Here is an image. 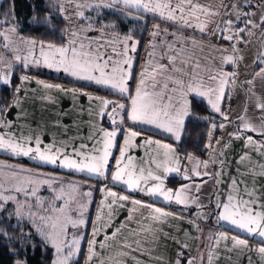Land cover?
I'll return each mask as SVG.
<instances>
[{"label": "snow or ice", "instance_id": "6c2138e0", "mask_svg": "<svg viewBox=\"0 0 264 264\" xmlns=\"http://www.w3.org/2000/svg\"><path fill=\"white\" fill-rule=\"evenodd\" d=\"M69 8L72 9L70 13ZM253 8L261 9L259 23L252 19V17L257 16L255 10L243 11L236 6L235 0H232L231 3H226L225 0H64L58 5L59 12L67 21V26L61 30L64 42L56 45L51 42L21 40V43L28 45V55L23 58V63L25 66L33 63L39 66L42 62L48 68H54L57 71L62 70L73 77L93 81L125 95L129 92L128 81L135 78L133 74L135 57L131 53L137 51L140 41L135 40L131 33L121 37L118 32H115L117 27L115 23L102 24L96 30L99 32L98 38L89 35L94 30L93 20L92 17L85 15V9L94 10L97 13L103 9H110L122 16L129 15L132 9H136L140 13L151 14L152 17L158 18L159 21L169 27L162 28L160 23L152 25L150 32L152 39L148 44L145 63L141 66L135 95L129 97L130 110L125 111L126 105L123 103L104 99L101 100L102 107L99 114L101 116L110 115L112 124H117L116 117L121 111H125L128 120L155 125L171 134L178 142L181 139L185 118L190 115L189 96L206 97L213 111L222 115L225 120L228 119V116L221 111L220 103L225 95V87L229 82L235 83L238 72L225 71L223 66H238L244 59L239 45L251 42V39L246 41L244 36L247 35L251 38L256 35L253 29L264 26V4L257 3L253 5ZM229 9H233V11L230 12ZM11 14L10 10L5 15ZM229 17H234V19ZM242 17H248V19L243 20V27H238ZM142 18V15L133 17V19L138 20ZM170 28H174L175 31H170ZM108 29L113 31L109 33ZM188 29L192 30L190 34H186ZM197 32L200 34L199 38L196 36ZM15 33L16 28L12 26L5 32H0V36L8 40L10 34ZM259 35L264 37V30H261ZM168 37L172 39H168ZM215 37L227 41L228 47H218L212 40ZM260 44L264 48V40H261ZM5 47L8 45L5 44ZM37 47L39 48L40 59L33 56V50ZM16 60H21V57L17 56ZM202 61L205 62L203 65ZM208 62L217 65L216 71L212 70ZM256 62L264 63V51L258 50ZM202 67L204 74L199 71ZM255 76L264 79V67H261ZM0 79H3L5 84L10 82L7 76L0 77ZM27 79L26 76L21 77L22 81ZM38 83L43 82L38 81ZM246 83L254 87L253 80H247ZM43 87L59 89L58 85L51 84H43ZM59 90L68 91L67 89ZM16 91L19 92L20 89L17 88ZM110 104L113 105L112 111L107 113L106 109ZM256 106L261 113H264V102L257 103ZM3 111L4 109L0 108V112ZM259 119L262 129H264V114ZM123 122L122 117L119 123L123 124ZM8 126L7 121L0 122V128ZM216 127L217 125L213 123L212 129L215 130ZM219 127L224 128L225 125L220 124ZM243 127L248 131H257L252 124L247 122L244 123ZM99 133L102 135L88 137L93 142L91 146L83 142L76 144L75 141L46 144L41 136L34 134L21 136L3 134L0 135V150L74 172H86L89 175L105 177L109 158L112 155L111 149L114 146L118 131L115 128L111 131L101 128ZM259 134L264 135V130H261ZM138 135L139 133L135 131L128 133L129 138L125 139L124 145L120 148V157L116 160V171L111 173V180L123 183L132 191L139 190L152 196H163L166 201L174 199L175 203L185 207L191 203L198 204V201L189 195L192 186L183 185L175 192L164 187L163 175L180 171L178 167L180 161L176 156V149L172 145L161 144L160 141L150 139L146 140L145 144L154 145L156 150H162V152L157 151L156 155L147 161L149 165L147 168L137 167L133 158L127 156V149L135 146L133 139L130 138H135ZM208 135L211 138L212 132L210 131ZM247 143L249 145L258 144L251 136L247 137ZM259 147H264V145ZM261 154L264 155V153ZM188 158L193 160L195 164V167L190 170L191 175L201 176L202 173L199 171L201 166L204 169L208 168L207 161L194 160L191 156ZM245 158L247 157L242 159ZM150 165H155V169ZM261 168H264V165ZM25 171L27 170L20 169V172ZM251 174L257 175L254 172ZM203 175L210 174L204 171ZM258 175L264 176V171ZM183 178L187 180L191 176L186 172ZM2 179L0 189L4 188V183L11 180L15 182L12 190L16 193H23L25 196H36V185L40 183L49 184L48 180L21 178L19 173L15 171ZM150 182L152 183L149 186ZM232 184L234 194L228 195L227 202L217 200L215 204V209L219 210L213 212L216 221L227 222L244 233L264 238V201L260 199L257 189L245 185L241 190L236 180H233ZM49 186L51 185L49 184ZM103 191L106 193V197L112 198L107 204L109 209L118 201H130L136 206L133 211L138 210L139 207L149 208L154 213L151 217L153 220L159 221L172 215L161 208H153L151 205L143 204L140 200H131L127 195H119L109 190L107 186ZM64 192L65 189L61 187L55 199H64ZM76 192H78V186L70 185L69 201L60 207L43 208V211L50 214L38 216L41 223L36 226V231L45 237L56 252V259L53 264H69L72 257L80 251L81 237L74 235L71 242H67L68 227L76 228L86 223L83 218L84 212L87 210L86 202L79 203L78 218H73L70 215L69 205L77 203ZM82 195L90 197L91 191ZM9 202L16 204L14 213H8L9 216L14 214L17 218H21L25 215L23 211L26 206L25 203H21L16 196H6L0 192V212H7L5 205ZM40 203L43 204V202ZM27 206L29 209L33 207L31 204ZM28 215L36 217L37 214L29 211ZM204 218L208 219L209 217L205 216ZM97 219L99 220V217ZM108 226L111 227L110 224ZM197 228H199L198 225ZM148 230L150 231V229ZM99 231L100 228L94 227L93 239L88 242L87 260L89 264H91L93 257L98 255L95 249L97 244L95 237ZM119 232L120 229L118 228L111 236L105 235L104 240L115 239ZM0 234L7 235L3 232ZM219 240L231 241L232 247L229 248V251L252 249L247 239H240L237 236L220 233L217 245ZM139 243V241L129 243L125 240L119 246L122 249L136 250L133 249V244L138 246ZM261 243L264 244V239L261 240ZM105 246L104 243L100 244L101 248ZM65 249H67V254L61 256ZM256 251L261 257H264V247H259ZM129 255L130 252L120 251L117 257L111 258L109 262L100 260L99 264H126L123 258ZM182 255V253L178 254L176 264H181L180 257ZM208 262L209 264L212 262L211 254L208 257ZM17 264H24V262L17 261ZM137 264L140 262L137 261ZM186 264H194V258L188 259Z\"/></svg>", "mask_w": 264, "mask_h": 264}, {"label": "crops", "instance_id": "0c3cea01", "mask_svg": "<svg viewBox=\"0 0 264 264\" xmlns=\"http://www.w3.org/2000/svg\"><path fill=\"white\" fill-rule=\"evenodd\" d=\"M225 2L231 3L232 0H225ZM235 3L238 8L246 12L252 3L254 5L257 3L264 4V0H247V2L246 0H235ZM253 10L257 12V16L252 17V19L259 23L261 9L255 8ZM68 11L71 12L72 9L69 8ZM229 11L231 12L233 9H229ZM130 12L147 17L150 21V26H148L149 31L147 37H145L144 46L140 42L137 51L131 53L135 57L133 62L135 78L128 81L129 92L125 95H121L110 87L98 85L93 81L73 77L62 70L57 71L54 68H48L42 62L39 66L34 63L25 66L23 58L28 55V45L21 43V40L35 39L24 37L19 32V27H15L16 33L10 34L8 40L0 36V77L7 76L10 80L8 84H5L3 79H0V87H11L12 84H15V88L10 90L11 95L8 105H4V100L0 101V108L4 109L3 112H0V122L7 121L9 124L8 127L0 128V135L21 136L34 134L41 136L46 144L53 142L71 143L75 141L76 144L83 142L91 146L93 142L88 139L89 136L102 135L99 133L101 128L107 131L115 128L118 134L111 149L112 155L109 158L105 177L89 175L86 172H74L55 165L45 164L38 160H32L28 157L15 156L5 150H0V164L2 167L4 164L13 165L18 169L26 167L31 169V171H41L56 175L58 184L62 183V187L65 189L64 199H61L60 206L70 200L69 191L72 184L78 186V192L75 193L76 200H83L84 189L87 190L86 192L91 191L92 208L90 209L89 220L84 232L85 237L80 245L79 257L76 259L83 257L82 264H89L87 260L88 242L93 239L94 227L100 228V231L95 237L97 241L95 249L98 255L93 257L91 264H99L100 260L109 262L111 258L117 257L120 251L130 252L129 256L123 258L126 264H137V261L140 264H176L179 253L183 254L180 257L181 264H186L190 258H194V264H209L208 257L210 254L212 255L211 264H250V262L251 264H264V257H261L256 251L257 248L264 247V244L261 243L264 238L244 233L227 222L215 223L213 221L212 225L206 224L201 214H198L199 211L209 208V206H203L202 197L204 190H208V188L210 190L214 189L213 200L215 198L216 202L217 200L227 202L228 195L234 194L233 180L237 181L241 190H243L245 185L249 188L255 187L260 199L264 201V176L258 175V173L264 171V168H261L264 165V155L261 154L264 153V147H259L264 145V143L256 140L254 135L248 130L242 132L234 128L224 134L220 131V123L216 122L217 127L215 130L212 129L213 124L210 125L208 133L211 131L212 135L211 138L208 135L206 157L201 158L194 153H183L178 147L184 137L186 120L191 116V109L190 115L185 118L181 139L178 142L171 134L157 128L155 125L128 120L125 116V111L130 110L131 102L129 97L135 95L141 66L144 65L146 60L148 44L152 39L150 36L152 25L160 23L162 28L169 27L159 21L158 18L152 17L149 13H140L136 9H132ZM229 18L234 19V17ZM243 20H246L245 17L241 18V22L237 25L238 27L244 26ZM0 21H2L0 23V32H5L12 27V24H4L5 19H0ZM93 29L89 35L98 38L99 32L96 30L99 28L93 25ZM169 30L175 31L174 28ZM261 30H264V26L253 29V31L258 32L257 34ZM108 32L111 33L112 31L108 30ZM191 32L192 30L188 29L186 34ZM120 36L123 37L124 35L120 34ZM196 36L199 38L200 34L197 32ZM247 37L245 35L244 39L246 40ZM168 39L172 38L168 37ZM212 40L218 47H228V42L221 40L219 37L212 38ZM5 44L8 47H5ZM243 45H239L241 51H243ZM17 56H20L21 60H16ZM33 56L36 59H40L38 47L33 50ZM204 63L202 61V65ZM208 63L212 70L216 71L217 65H213L211 62ZM261 67H264V65H256L251 75L241 71V62L238 66H223L225 71L238 72L235 83L229 82L225 87V95L220 103L221 111L224 114H229L230 116L235 112L234 115L236 114V116H232L234 122L242 121L244 125L245 122L248 123L251 120V114L255 113L257 121H259L257 125H261V121L258 118L261 111L256 105L264 102V79L255 76V73ZM199 71L204 74L203 67ZM24 76L28 77V79L22 81L21 77ZM247 80H253L254 87L246 83ZM38 81L43 83H38ZM43 84L58 85L59 89H67L68 91H61L55 87L45 88ZM17 88L20 89L19 92L16 91ZM232 88L240 90V101L236 102V98L233 97L232 102H230ZM96 97L100 99H93ZM193 98L205 102L213 114L219 116V118L223 117L213 111L206 97L189 96L190 108ZM104 99L126 105L125 111H121L119 116L116 117L117 124H112L110 115L101 116L99 114L102 107L101 100ZM112 107L113 105L110 104L106 112L111 113ZM122 117L124 122L120 124L119 120ZM241 117L243 119H240ZM131 131L138 132L139 135L135 138H130L133 139L135 146L127 149V156L133 158L137 167H149L147 161L153 158L157 151L162 152V150H156L154 145L145 144L146 140L160 141L161 144H170L176 149V156L180 161L178 165L180 171L178 173L164 174L162 177L164 179V187L175 192L183 185L192 186L189 195L192 199L198 201L199 206L197 203H191L188 207H185L175 203L174 199L166 201L163 196H152L139 190L132 191L123 183L111 180V173L116 171V160L120 157V148L124 145L125 139L129 138L128 133ZM249 136L257 141L258 144L249 145L247 143V137ZM258 148L259 150H257ZM189 156L193 157L194 160L208 162L207 169H204L203 166L199 169L202 173L201 176L191 175L190 170L195 167V164L193 160H189ZM243 157L247 158L242 159ZM150 166L155 169V165ZM18 169L15 171L17 172ZM156 171L160 172L161 170ZM204 171H207L210 175H203ZM186 172L191 176L190 179L186 180L183 178ZM253 172L257 173V175L253 176L251 174ZM204 178H209L208 187L207 185L205 187L204 184L202 185L204 183L202 179ZM173 179L179 181L176 187L170 186L169 181ZM105 186L119 195H127L131 200H140L143 204L151 205L153 208H161L172 215L159 221L153 220L151 217L154 213L149 208L139 207L138 210L133 211L136 206L130 201H118L109 209L107 204L112 198L106 197V193L103 191ZM196 186L199 187L197 188ZM8 189L11 190V188ZM54 196L56 195H50L52 197L50 198L51 201H56L53 198ZM46 201L44 203L45 208L50 206L49 200L47 199ZM59 204L56 207H59ZM215 204L214 202L211 203L210 208L215 209ZM109 212H111V215H109ZM98 217L99 220L97 219ZM35 223L39 225L41 222ZM109 224L111 227L108 226ZM197 225L199 228H197ZM118 228L120 232L115 239L104 240L105 235L111 236ZM34 232L35 235L38 233L36 229ZM220 233L247 239L252 249H233L229 251V248L232 247L230 240H219L217 245ZM37 236L45 238L40 235ZM125 240L129 243L133 241H139L140 243L138 246L133 244V249L136 250L122 249L119 245ZM46 242L50 247V243ZM101 243L106 246L101 248ZM184 245H187V247H184Z\"/></svg>", "mask_w": 264, "mask_h": 264}, {"label": "trees", "instance_id": "16d2710c", "mask_svg": "<svg viewBox=\"0 0 264 264\" xmlns=\"http://www.w3.org/2000/svg\"><path fill=\"white\" fill-rule=\"evenodd\" d=\"M10 10L12 14L6 16ZM85 15L92 17L93 25L98 28L102 24L115 23V32L121 35L131 33L144 46L150 26L147 17L142 15L143 18L138 20L115 11L102 10L97 13L89 9H86ZM0 19H5V25L11 24L13 20H21L19 32L26 38L56 45L64 42L61 30L67 26V22L54 0H0ZM14 88L15 84L0 87V101L4 100L5 106L10 101V90ZM190 109L191 116L186 120L184 137L178 147L183 153H194L205 158L210 125L219 122L220 118L211 112L205 102L196 98L192 99ZM169 182L171 187L179 183L174 179ZM10 211L12 206L9 205L7 212H0V232L7 234H0V264H16L17 261L25 264H53L54 256L45 239L32 234L25 222H18L13 215L9 216ZM82 262L83 257H80L71 264Z\"/></svg>", "mask_w": 264, "mask_h": 264}, {"label": "rangeland", "instance_id": "374dc122", "mask_svg": "<svg viewBox=\"0 0 264 264\" xmlns=\"http://www.w3.org/2000/svg\"><path fill=\"white\" fill-rule=\"evenodd\" d=\"M54 1L57 5L64 2V0H54ZM66 7H67V5H66ZM103 10L113 11L110 9H103ZM127 16L130 18H133L136 15L133 14L132 12H130L129 15H127ZM21 22H22L21 20H15V21L13 20V22H11V24H12V26L19 27ZM254 32L256 33V35L251 37V38L247 37L246 41L251 39V42L244 44L242 46L243 51H241V53L243 54V57H244V59L241 61V67H242L241 71H244L245 74H251V75H252L256 65H264V63L256 62L258 50L264 51V48H262L261 44H260V41L264 40V37H261L259 34H257L258 32H256V31H254ZM239 94H240L239 89L232 88L231 95H230V102H232L233 97L236 98V102L240 101L241 99L239 98L240 97ZM228 107H229V105H228ZM230 111H231V109H230ZM234 113H232V115H230V116H229V114H227V116H228L227 120H225L223 117H220V119H219L220 120L219 123L225 125V127L221 128V130H220L224 134H227V132H229L230 129H234V128L238 131H242V132L246 131L243 127L242 121L234 122V119H232V116H236V114L234 115ZM262 114H264V113H261L258 116L260 117ZM256 117H257L256 114L252 113L251 117H250L251 120L248 121V123L252 124L257 129V131H249V132H251L254 135V138H256V140L264 143V135L259 134V132L261 130H264V129H262L261 125H257V123L259 121H257L258 119ZM16 169H18V168L16 166H13V165H5L4 164L2 167V165L0 164V182H3V179H2L3 177L10 176V174L12 172H14ZM20 169H25L27 171L20 172L19 171ZM20 169H18L17 173H19V176L21 178L39 179L40 181L48 180L49 184L51 185V186H49V184H44V183H40V184L36 185V187H37L36 196H31V195L25 196L23 193H16L15 191L12 190L13 184L15 182L11 181V180H8L6 183H4V188L0 189V192H2L4 195L16 196L21 203H25L26 206L23 209L25 215L21 218H17L14 214H13V216L15 217L16 221L25 222L26 224H28L30 226L32 234H35L34 230L36 229V226H37V224L35 222H37V223L40 222L38 219V216L46 215V214L49 215V213L43 211V208H45L44 203H46L47 202L46 200L48 199L49 205L51 207H53V206L56 207L60 203L61 200L56 199V201H51L50 198H52V197H50V195L59 194V190L63 186V184L62 183H60V185L58 184V181L56 180V175L44 173L41 171H31V169H28L26 167H21ZM37 174H39V175H37ZM205 179L206 178L202 179L204 182V183H202V185L204 184V187H205V185H207V187H208L209 178H207L206 180ZM8 188H11L12 191L9 190ZM5 189H8V191H10V192L5 191ZM83 191H84V193H86L87 190L84 189ZM213 191H214V189L210 190V188H208V190L203 191L204 192L203 197H202L203 206H209V208L203 209L202 211L198 212V214L199 215L201 214V216L203 217L202 218L203 221L209 225H212L213 221L215 223H217L215 216L213 215V212L217 211V210L210 208L211 203H213V202H214V204L216 203L215 198L213 200ZM55 197L56 196H54L53 198L55 199ZM82 199L84 201L83 200H77V203L70 204V215L73 218H78L79 203L86 202L87 203V210L84 212V217H83L85 219L86 223H85V225L80 226V227H76V228H73L71 226L68 227V229H67V233H68L67 242L68 243L71 242V239L74 235L77 237H81V243L83 242L84 237H85L84 232H85V228L87 227L88 220H89L90 209L92 208L93 199L91 196L85 197L84 195H83ZM40 202H43V204L41 205ZM29 204L33 205V207L31 209H29V207L27 206ZM9 205L12 206V211H10V213H14L15 208H16V204L14 202H9L8 204L5 205V207L7 208V206H9ZM60 205L61 204H59V207H60ZM50 206H47L46 208H49ZM29 211L35 212L37 214L36 217L29 216L28 215ZM205 216H207L209 218L205 219L204 218ZM36 235H40V236L44 237L40 233H37ZM81 243H80V245H81ZM50 247H51L50 252L54 256L53 259H56L55 249L52 247V245ZM79 252L75 256L72 257L69 264H71L73 262L72 260L76 261L77 257H79ZM66 254H67V249H65V251L63 253H61V256L66 255Z\"/></svg>", "mask_w": 264, "mask_h": 264}, {"label": "built area", "instance_id": "2783aa9c", "mask_svg": "<svg viewBox=\"0 0 264 264\" xmlns=\"http://www.w3.org/2000/svg\"><path fill=\"white\" fill-rule=\"evenodd\" d=\"M253 3L247 8L246 12H250V11H253ZM248 17H245V19H247Z\"/></svg>", "mask_w": 264, "mask_h": 264}]
</instances>
